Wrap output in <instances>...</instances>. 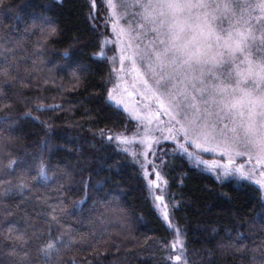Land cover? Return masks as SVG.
<instances>
[{
	"label": "trees",
	"instance_id": "trees-1",
	"mask_svg": "<svg viewBox=\"0 0 264 264\" xmlns=\"http://www.w3.org/2000/svg\"><path fill=\"white\" fill-rule=\"evenodd\" d=\"M105 16L103 0H96L95 9L92 0H0V35L22 45L9 54L20 68L18 75L12 72L17 80L4 85L11 106H0V118L10 127L0 128L13 136L8 147L20 165L15 172L22 167L35 175L42 156L56 173L23 198L10 193L4 209L12 215L0 210V228L14 222L29 235L30 224L46 228L48 205L59 198L72 213L61 214L62 223L83 239L61 249L55 264H182L165 256L173 233L139 169L107 139L128 133L133 123L108 100L113 67L100 55L109 37ZM43 20L57 29L51 37L42 40L38 29L25 32ZM8 159L0 156V167ZM165 174L168 211L184 233L187 264H253V255L259 260V252H253L264 245V197L258 187L217 180L179 155L169 160ZM4 179L16 183L15 176ZM107 202L110 210L105 212L101 205ZM101 213L103 223L97 219ZM62 232L67 239L64 229L52 224V238ZM230 240L246 247H221ZM0 241V260L9 264L8 241ZM28 247L31 264H42L35 241Z\"/></svg>",
	"mask_w": 264,
	"mask_h": 264
},
{
	"label": "snow or ice",
	"instance_id": "snow-or-ice-1",
	"mask_svg": "<svg viewBox=\"0 0 264 264\" xmlns=\"http://www.w3.org/2000/svg\"><path fill=\"white\" fill-rule=\"evenodd\" d=\"M92 5L95 9L96 0H92ZM107 7L111 16H105L104 24L108 26L111 20L110 26L116 36L113 43L120 46L119 67H116L115 54L109 58L101 47L100 55L111 60L112 71L117 73L118 80L123 81L121 73L132 76V86L142 104V110H132L137 127L144 125L141 144L146 149L152 148L149 126L155 122L161 133H167L155 138L156 143L173 141L172 150L187 156L190 161L207 164L201 158L202 153H216L226 158V163L212 164L213 169H220L216 172L217 180L237 176L252 180L257 167L259 175L264 177V0H120L119 5L107 0ZM129 16L131 19L127 24L121 25L120 19ZM90 18L95 20L97 17ZM35 29L39 30L42 40L57 32L54 24L47 20L39 25L33 23L25 32ZM107 41L105 37L102 43ZM21 46L20 40L0 35V106L3 107L11 106L4 85L17 80L20 68L15 57L10 58L9 54ZM40 46L38 42L37 47ZM111 51L115 53L116 49ZM125 61L129 65L127 69ZM13 70L17 75L12 74ZM119 87L114 84L108 89V100L115 105L124 103L123 93L133 94L127 87L118 93ZM161 116L167 117V121L161 120ZM161 124L164 127H159ZM0 125L10 127V122L0 118ZM107 139L125 145L131 142L125 134L109 135ZM12 140L11 132L5 135V129L0 128V156L9 157L7 164L0 167V210L6 215H12L4 209V200L10 193L18 192L23 198L56 176L42 156L36 164L35 175L31 174V169L22 167L15 172L14 166L20 165L12 158L8 147ZM45 147L42 145V150ZM123 150L129 151L127 147ZM132 155L137 157L135 162L143 171L151 194L153 185L160 187V171L155 163L148 167L147 150L143 161L138 159L137 153ZM236 157H246L252 168L232 167ZM6 176H15L16 183L4 179ZM255 183L264 186V179H257ZM62 189L60 183L58 191ZM43 199L47 202V198ZM154 200L163 201L164 196L154 194ZM101 206L105 212L110 210V202ZM48 207L47 227L37 229L30 224L31 235L27 228L22 229L14 222L0 228V237L8 241L6 254L12 257L9 264H31L30 241H35L36 252L43 257L42 264H55L61 249L83 239L82 234L62 223L61 214L72 215L66 212L64 200L58 198L56 204ZM162 214L173 233L170 248L177 250L169 255V259L187 264L184 233L170 219L166 204ZM103 217L104 213H101L97 219L103 223ZM52 224L64 229L68 238L64 239L63 232L52 238ZM45 234L49 237L46 240ZM221 247L241 251L246 246L230 240ZM253 252H259V260L253 255V264H264V245ZM0 264L4 261L0 260Z\"/></svg>",
	"mask_w": 264,
	"mask_h": 264
},
{
	"label": "rangeland",
	"instance_id": "rangeland-1",
	"mask_svg": "<svg viewBox=\"0 0 264 264\" xmlns=\"http://www.w3.org/2000/svg\"><path fill=\"white\" fill-rule=\"evenodd\" d=\"M106 4L107 7V0H103ZM114 3H116L117 5H119L120 0H113ZM107 11H108V16H111V11L108 9L107 7ZM117 12L119 13V9H117ZM131 17H125L120 19V24L121 25H126L128 20H130ZM111 20L109 21V27H108V41L106 44H104V53L107 55V57L111 58L114 54L117 57V62H116V67H119V45L114 44L113 41L115 40L116 36L115 33L113 32L111 26ZM259 35V34H258ZM115 48L116 51L115 53H113V51H111V49ZM111 61V60H110ZM112 63V62H111ZM125 66L126 69L129 66L128 62L125 61ZM113 67V64H112ZM120 76L123 77V81L118 80L117 79V73L113 72V85L114 84H119L120 87L117 89V92H123V89L125 87H127L128 92L133 93L131 96H129L127 93H123V104L120 105H115V102L109 101L113 106H115L116 108H118L119 110L125 112L129 119L132 121L133 123V128L131 129V131H129L128 133H126L125 135L129 137L130 139V143L128 144H120L119 141L113 139L116 147L119 144L118 150L121 151L124 155H126L128 157V160H130V163L133 165H136L137 168L139 169V172L141 174V176L144 178L143 175V171L141 170L140 166L138 163L135 162V160L137 159V157H134L132 155L133 152L138 154V159L140 161L144 160V152L147 150L148 152V160H149V165L148 167L151 168V163H155L157 165V170L160 171L161 174V180L159 181L160 187L157 188L155 187V185H153L151 187V194L153 196L154 199V194H162L164 196V200L163 201H156L155 202V206L157 208V211L159 212L160 216L163 218V210H164V205L166 204L168 206V195H167V181H166V174H165V168L169 162V160L173 157H175L176 155L182 156L183 158H185L189 163H191L192 165H194L195 167L201 168L204 172H206L209 175H212L214 178L217 179L216 177V172L219 171L220 169H213L212 168V164L213 162H216L218 164H223L226 163V158H222L219 154L216 153H202L201 154V158L205 161H207V164H197V162L195 161H190L187 156L185 155H181L178 154L177 152H174L173 146H174V142L173 141H164L161 140L159 144L156 143V139L155 138H159L162 135H167V133H161L158 130L157 124L154 122L152 125H150V133L149 135L151 137H153L151 143H152V148L150 149H146V146L144 144H141V139L144 137L145 133H144V125H140L139 127H137V121L132 117V110L133 109H140L142 110V104H141V97L138 95L136 89L133 88L132 84H133V80H132V76L130 74H128L127 72L125 73H121ZM113 87V86H112ZM139 87V85H137V88ZM125 104L127 105V108H125ZM161 120L167 121V117L165 116H161ZM159 127H164L163 124L159 125ZM116 135H114L115 137ZM127 147L129 149V151L125 152L123 149ZM254 163V161L252 162ZM240 165H243L245 169H251L252 168V164L249 163L247 161L246 157H236L234 159L233 165L232 167H239ZM154 178V177H153ZM257 179H264V177H261L259 175V167H257L256 173L253 177L252 180L246 179V178H239L237 177H230V178H226L223 179V181L226 180H234L235 182H237L238 184H241L243 182H247V183H251L253 185H255L256 187H258L260 189V191L263 194L264 197V186H261L257 183H255V181ZM146 184L147 181L144 178ZM166 181V183H165ZM148 186V185H147ZM165 256L169 258L170 254L176 253L177 250H173L171 248H165ZM174 262L177 263V261L172 260ZM181 263V262H179Z\"/></svg>",
	"mask_w": 264,
	"mask_h": 264
}]
</instances>
